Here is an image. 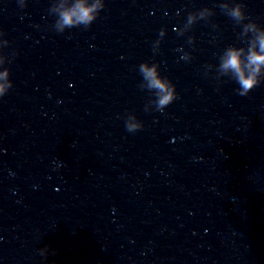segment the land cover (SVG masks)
<instances>
[{"label":"water","instance_id":"water-1","mask_svg":"<svg viewBox=\"0 0 264 264\" xmlns=\"http://www.w3.org/2000/svg\"><path fill=\"white\" fill-rule=\"evenodd\" d=\"M223 2L264 28V0H103L63 33L73 0H0V264H264V86L217 79L247 47ZM141 63L175 86L163 112Z\"/></svg>","mask_w":264,"mask_h":264},{"label":"clouds","instance_id":"clouds-1","mask_svg":"<svg viewBox=\"0 0 264 264\" xmlns=\"http://www.w3.org/2000/svg\"><path fill=\"white\" fill-rule=\"evenodd\" d=\"M18 3L20 7L25 6V0H18ZM54 8L56 9L57 19L53 27L57 33H63L65 29L73 27L83 26L87 29L104 8V3L103 0H73L70 6H65L64 3L52 5L49 9L50 14ZM219 8L236 25L242 27L239 36L247 37V40L244 41L247 47L229 46L224 49L218 58L217 79L228 77L238 85L237 94L247 96L254 87L264 86V28L250 20L244 23L248 17L245 15L244 6L241 3L223 2L219 4ZM212 15V10L208 8L189 13L187 22L180 29L178 35H183L191 29L194 23L199 20H207ZM164 35L165 32L161 30L159 33L160 38H163ZM189 43H192V38H189ZM159 44L160 39L155 41L153 51L158 48ZM181 59L188 61L190 56L185 53ZM158 67L157 64L149 65L148 63H141L138 66V71L142 77L139 88L147 90L155 97L145 105V111H149L150 106L154 105L155 111L163 112L167 106L177 99L175 86L166 77L160 75ZM205 67L211 68V65ZM0 81H2L0 83V97H3L12 87L7 68L0 72ZM125 127L128 132L135 133L142 129V124L136 120L134 115L129 114L125 120Z\"/></svg>","mask_w":264,"mask_h":264}]
</instances>
